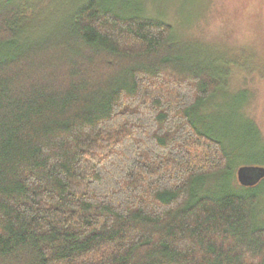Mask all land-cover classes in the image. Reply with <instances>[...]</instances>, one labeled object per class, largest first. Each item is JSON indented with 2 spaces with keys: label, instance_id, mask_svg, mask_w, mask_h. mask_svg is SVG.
Segmentation results:
<instances>
[{
  "label": "trees",
  "instance_id": "16d2710c",
  "mask_svg": "<svg viewBox=\"0 0 264 264\" xmlns=\"http://www.w3.org/2000/svg\"><path fill=\"white\" fill-rule=\"evenodd\" d=\"M181 34L127 2L0 0V264H264V180L206 188L235 71Z\"/></svg>",
  "mask_w": 264,
  "mask_h": 264
},
{
  "label": "rangeland",
  "instance_id": "374dc122",
  "mask_svg": "<svg viewBox=\"0 0 264 264\" xmlns=\"http://www.w3.org/2000/svg\"><path fill=\"white\" fill-rule=\"evenodd\" d=\"M113 1L115 4L127 2L152 12L178 32H185L190 39L200 42L199 46H213L226 58L228 68L235 72L231 83L214 101L222 110L213 115L215 126L209 127L231 140L233 155L229 172L211 181L206 188L221 187L236 193L253 189L233 179L237 178L240 168L264 166V0ZM227 49H247L249 53L245 57L236 56L237 53L226 55ZM259 193L258 217L264 223V186Z\"/></svg>",
  "mask_w": 264,
  "mask_h": 264
},
{
  "label": "water",
  "instance_id": "95a60500",
  "mask_svg": "<svg viewBox=\"0 0 264 264\" xmlns=\"http://www.w3.org/2000/svg\"><path fill=\"white\" fill-rule=\"evenodd\" d=\"M237 179L244 187H254L264 180V167L240 168L237 172Z\"/></svg>",
  "mask_w": 264,
  "mask_h": 264
}]
</instances>
